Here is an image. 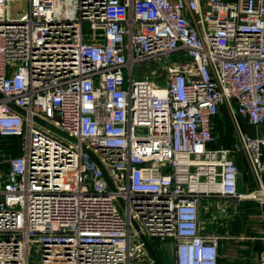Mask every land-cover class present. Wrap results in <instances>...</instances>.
<instances>
[{"label":"built area","instance_id":"2783aa9c","mask_svg":"<svg viewBox=\"0 0 264 264\" xmlns=\"http://www.w3.org/2000/svg\"><path fill=\"white\" fill-rule=\"evenodd\" d=\"M0 95V264H218L203 201L247 199L240 153L262 188L264 0H0Z\"/></svg>","mask_w":264,"mask_h":264},{"label":"crops","instance_id":"0c3cea01","mask_svg":"<svg viewBox=\"0 0 264 264\" xmlns=\"http://www.w3.org/2000/svg\"><path fill=\"white\" fill-rule=\"evenodd\" d=\"M220 114L217 135L221 129V116L225 115L228 122L233 123L225 111V107H221ZM240 120L245 134L264 141V124L255 126L246 118ZM216 144L217 142L214 145ZM233 145L234 143L226 145V147L216 146L215 149H231ZM234 158L241 169L239 192L247 199L240 203L218 196L207 200V204L211 208L209 218L215 224L213 230L221 237L218 264H260L261 257L264 256V176L261 188L251 175L243 153L236 154ZM218 209L224 210V214L221 215L223 219L215 223ZM220 221H222L221 225Z\"/></svg>","mask_w":264,"mask_h":264},{"label":"rangeland","instance_id":"374dc122","mask_svg":"<svg viewBox=\"0 0 264 264\" xmlns=\"http://www.w3.org/2000/svg\"><path fill=\"white\" fill-rule=\"evenodd\" d=\"M178 59V56H173L171 61H176ZM149 66H152L154 69L155 68H159L160 64L159 63H152V65H149ZM146 68V65H142V67L140 68L141 70H144ZM138 71V68H136L135 70V74L137 73ZM152 71L153 69H150L149 71L147 72H144V74H140L142 75V77H144L145 75H147L149 78H153V74H152ZM160 73L158 72L156 74V76H158ZM226 111V110H225ZM223 115V114H222ZM221 120H220V128L219 129V133H218V140H217V144L216 145H213L214 148H216V146L220 147V146H224L226 147V145H230V144H235L236 143V129H235V126L234 124L231 122H228L229 120H227V117L225 115L221 116ZM245 130L247 131V128L245 126ZM57 139L61 140V141H68L66 140L65 138H63L62 136H57ZM11 142L8 141L7 139L6 140H2L0 142V146H2L3 144H10ZM20 145H21V141L20 139L18 138H14V143L12 144L13 147H9L8 149H0L1 150H4V152L2 151V153H5V151H10V152H13V151H19L20 149ZM204 205L207 204V200H204L203 201ZM202 213V216H203V219H206L209 217V214H204ZM151 247H152V250L154 251V254L155 256L157 257L158 261L161 263V264H168L167 262H165V259H166V253L165 251L162 249V246L157 244V243H154V242H151ZM31 259L32 260H35L37 261V253H36V248H32L31 249Z\"/></svg>","mask_w":264,"mask_h":264},{"label":"water","instance_id":"95a60500","mask_svg":"<svg viewBox=\"0 0 264 264\" xmlns=\"http://www.w3.org/2000/svg\"><path fill=\"white\" fill-rule=\"evenodd\" d=\"M1 97V95H0ZM16 110H18L20 113L22 114H25L22 110L16 108L15 106H13ZM35 120L37 122H39L40 124H43L44 126L50 128L54 133L58 134V135H61L65 138H69L67 135H65L63 132H61L60 130L46 124L45 122H42V120L38 119V118H35ZM143 131H146V130H143ZM70 140L76 142L74 139H71L69 138ZM96 159V158H95ZM97 160V159H96ZM98 161V160H97ZM162 248L163 250L165 251L166 253V259H165V262H167L168 264H174V254H173V249H172V245L171 243L167 242V243H163L162 244Z\"/></svg>","mask_w":264,"mask_h":264},{"label":"trees","instance_id":"16d2710c","mask_svg":"<svg viewBox=\"0 0 264 264\" xmlns=\"http://www.w3.org/2000/svg\"><path fill=\"white\" fill-rule=\"evenodd\" d=\"M217 122H218V119H217ZM219 125V123H218ZM8 141H10L11 143L10 144H3L1 147V149H8L9 147H13L12 144L14 143V138H10V139H7ZM4 152V150H2ZM5 153H11L12 156H17L19 154V151H13V152H10V151H5Z\"/></svg>","mask_w":264,"mask_h":264},{"label":"bare ground","instance_id":"6f19581e","mask_svg":"<svg viewBox=\"0 0 264 264\" xmlns=\"http://www.w3.org/2000/svg\"><path fill=\"white\" fill-rule=\"evenodd\" d=\"M15 6H17V4Z\"/></svg>","mask_w":264,"mask_h":264}]
</instances>
